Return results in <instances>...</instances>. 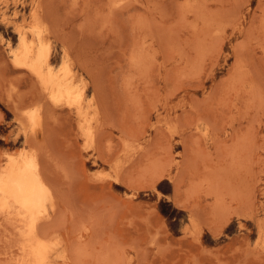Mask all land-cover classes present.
Masks as SVG:
<instances>
[{
  "label": "rangeland",
  "instance_id": "374dc122",
  "mask_svg": "<svg viewBox=\"0 0 264 264\" xmlns=\"http://www.w3.org/2000/svg\"><path fill=\"white\" fill-rule=\"evenodd\" d=\"M38 2L53 63L67 42L101 93L93 145L68 109L24 132L11 53ZM29 148L58 193L38 225L56 264H264V0H0V165ZM0 219V264H37L31 219Z\"/></svg>",
  "mask_w": 264,
  "mask_h": 264
},
{
  "label": "bare ground",
  "instance_id": "6f19581e",
  "mask_svg": "<svg viewBox=\"0 0 264 264\" xmlns=\"http://www.w3.org/2000/svg\"><path fill=\"white\" fill-rule=\"evenodd\" d=\"M46 10L44 3L38 2L31 12L29 25L17 26L19 44L12 48L11 53L13 65L33 83L32 92H27V95L32 93L34 106L26 107L21 112L22 117L28 120L24 132L30 133L29 136L31 133L35 135L39 129L42 130V124L54 111L68 109L76 113L79 123L77 127L87 142L92 144L99 140L101 133V93L96 89L94 75L86 71L81 55L67 42H62V62L58 66L53 63L58 47L51 41L55 28L52 30L54 22L51 23L50 14ZM8 41L11 44L10 38ZM19 105L15 103L17 109ZM14 153L8 154L6 161L0 165V214L5 217L30 218L27 231L38 240L32 256L36 258L37 264H56L57 257L66 258L64 243L59 237L43 239L38 232V225L42 217L52 216L57 209L58 193L45 171L39 149L29 148Z\"/></svg>",
  "mask_w": 264,
  "mask_h": 264
}]
</instances>
